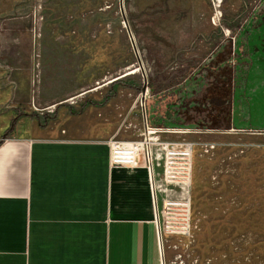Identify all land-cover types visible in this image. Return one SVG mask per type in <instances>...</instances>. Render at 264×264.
<instances>
[{"label":"rangeland","instance_id":"obj_1","mask_svg":"<svg viewBox=\"0 0 264 264\" xmlns=\"http://www.w3.org/2000/svg\"><path fill=\"white\" fill-rule=\"evenodd\" d=\"M10 1L40 126L84 118L144 140V106L185 145L163 173L185 192L159 229L163 264H264V0H122L125 22L119 0Z\"/></svg>","mask_w":264,"mask_h":264},{"label":"crops","instance_id":"obj_2","mask_svg":"<svg viewBox=\"0 0 264 264\" xmlns=\"http://www.w3.org/2000/svg\"><path fill=\"white\" fill-rule=\"evenodd\" d=\"M10 3L0 0V264H163L159 229L185 198L163 173L184 145L156 131L120 141L84 118L40 126L23 111L33 38L4 30Z\"/></svg>","mask_w":264,"mask_h":264},{"label":"built area","instance_id":"obj_3","mask_svg":"<svg viewBox=\"0 0 264 264\" xmlns=\"http://www.w3.org/2000/svg\"><path fill=\"white\" fill-rule=\"evenodd\" d=\"M142 109H143V119H144V123H145V131H146L147 134H150V133L154 132V130H152V129H150L148 127L144 106H143ZM184 147H185V145H184ZM209 149L212 150V149H214V147L210 146ZM179 155H180V152H178V151H174L173 150V151L169 152V157L170 158H176ZM114 156H115V161L124 160L125 154H123V152H122L121 148L119 147V145H115V147H114ZM160 244H161L160 236H158V248H159V251L162 253V249L160 247Z\"/></svg>","mask_w":264,"mask_h":264},{"label":"water","instance_id":"obj_4","mask_svg":"<svg viewBox=\"0 0 264 264\" xmlns=\"http://www.w3.org/2000/svg\"><path fill=\"white\" fill-rule=\"evenodd\" d=\"M119 6H120L121 13H122V0H119ZM122 17H123V21L125 22L123 13H122ZM130 42H131V46H132V48H133V50L135 52V56H136V60H137V66H138L137 69L140 70L142 75L144 76V71H143V68H142V64H141L140 58H139V56H138V54L136 52V47H135L134 41L132 39H130ZM144 78H145V76H144ZM146 89H147V85H146V82H145V79H144V84H143V87H142L143 92H145Z\"/></svg>","mask_w":264,"mask_h":264},{"label":"bare ground","instance_id":"obj_5","mask_svg":"<svg viewBox=\"0 0 264 264\" xmlns=\"http://www.w3.org/2000/svg\"><path fill=\"white\" fill-rule=\"evenodd\" d=\"M136 72H137V70H135V71H133V72L131 71V72H128V73H126V75H130V74H132V73H136ZM189 152H190V147H189ZM127 153H128V152H127ZM184 155H186V156H187V155H189V154H187V153H186V154H184ZM128 158H129V157H128ZM188 202H189V201H188V200H186V202H185V205H187V204H188Z\"/></svg>","mask_w":264,"mask_h":264},{"label":"trees","instance_id":"obj_6","mask_svg":"<svg viewBox=\"0 0 264 264\" xmlns=\"http://www.w3.org/2000/svg\"><path fill=\"white\" fill-rule=\"evenodd\" d=\"M211 104H215L216 106H221V104L216 100H210Z\"/></svg>","mask_w":264,"mask_h":264}]
</instances>
